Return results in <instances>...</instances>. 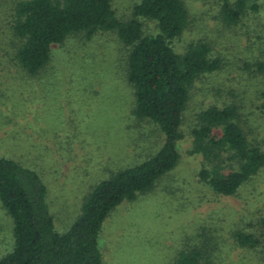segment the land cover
I'll use <instances>...</instances> for the list:
<instances>
[{"label":"trees","instance_id":"16d2710c","mask_svg":"<svg viewBox=\"0 0 264 264\" xmlns=\"http://www.w3.org/2000/svg\"><path fill=\"white\" fill-rule=\"evenodd\" d=\"M114 1H14L3 19L7 32L0 31V78L31 82L48 69L55 46L112 33L120 45L122 77L135 99L132 115L154 125L164 141L143 161L100 180L63 233L57 230V214L47 203V187L39 175L0 148V203L13 221L14 237L13 249L0 264H103L100 235L110 215L123 203L150 194L179 165L184 114L197 82L237 67L264 88V30L255 32L251 44L260 60L235 67L227 57L214 55L213 44L205 39L188 42L182 52L177 51L190 24L183 0H136L127 20L117 17ZM257 1L224 0L218 20L227 27L237 26L259 12ZM146 22L155 24L156 33L145 32ZM242 103L214 104L200 111L189 134V154L202 158L199 183L219 197H237L249 187L254 193L264 172V138L245 130ZM257 109L264 117V89ZM246 203L244 214L227 226L228 234L234 248L251 256L242 258L245 264H264V202L253 209L250 200ZM216 227L218 232L225 230ZM208 231L200 241L195 236L183 241L172 264H228L222 260L226 255L222 236Z\"/></svg>","mask_w":264,"mask_h":264},{"label":"rangeland","instance_id":"374dc122","mask_svg":"<svg viewBox=\"0 0 264 264\" xmlns=\"http://www.w3.org/2000/svg\"><path fill=\"white\" fill-rule=\"evenodd\" d=\"M14 1L0 0L1 34L7 32L3 19ZM135 1L115 0L117 17L127 20ZM183 1L190 24L177 42L178 52L188 42L205 39L213 44L214 55L227 57L235 67L260 60L251 44L255 32L264 30V0L257 1L258 13L232 27L218 20L224 0ZM144 30L148 34L157 31L152 22H146ZM119 48L112 33L99 34L91 41L73 38L53 48L52 62L39 78L31 82L14 76L0 78V148L39 175L62 233L71 227L84 198L100 180L143 161L164 141L154 125L132 115L135 99L122 77ZM259 84L237 67L197 82L184 114L179 165L150 194L123 203L110 215L100 235L103 264H172L183 241L192 236L200 241L209 229L222 236L226 263L245 264L242 258H251L234 248L227 226L244 214L247 201L251 209L264 202V172L254 193L249 187L242 188L237 197L212 194L199 183L202 158L189 154V134L200 111L239 100L245 106V130L263 139L264 117L257 106L264 88ZM219 225L225 230L218 232ZM13 245V221L0 203V258Z\"/></svg>","mask_w":264,"mask_h":264}]
</instances>
